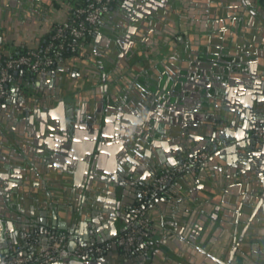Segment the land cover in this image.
Returning <instances> with one entry per match:
<instances>
[{
    "label": "crops",
    "instance_id": "obj_1",
    "mask_svg": "<svg viewBox=\"0 0 264 264\" xmlns=\"http://www.w3.org/2000/svg\"><path fill=\"white\" fill-rule=\"evenodd\" d=\"M153 1L117 0L109 16L127 24L129 38L152 43L157 34L173 38L162 29L165 19L171 32L177 31L179 13L189 14L188 26L182 24L186 36L178 33L181 42L171 40L145 61L130 63L136 42L127 38L124 59L110 61L107 36L113 22L107 17L84 44L83 54L94 57L90 63L85 56L75 57L58 66L69 71L57 68L56 76H29L10 86L13 94L0 103V194L14 207L0 211V245L13 243L18 234L22 241L24 233L25 241L15 249L38 254L56 228L71 235L69 247L75 248L74 241L77 246L95 241L91 246L106 249L88 264L99 259L106 261L102 264H264V163L258 149L248 145L228 159L201 166V177L180 175L169 195L153 200L148 209L153 241L146 262L145 255L133 258L117 246L129 229V211L140 189L188 159L199 127L208 122L201 114L222 113L235 121V126L226 124L232 128L251 127L254 96L264 95V0H248L247 9L236 0L242 8L229 16L225 8L235 0H220L219 17L209 13L213 0ZM82 2L35 1L33 14L24 0H0V66L12 54L43 47ZM7 12L14 16H4ZM159 13L167 18L157 22ZM194 51L239 66L227 87L233 95L213 92L217 105L195 112L198 119L181 105L194 85L193 59L201 56ZM247 94L245 104L238 100ZM14 107L18 112L12 116L6 108ZM87 157L95 158L93 169L85 168ZM200 207L205 212L199 215L207 220L196 242H190ZM42 221L47 233L39 230Z\"/></svg>",
    "mask_w": 264,
    "mask_h": 264
},
{
    "label": "built area",
    "instance_id": "obj_2",
    "mask_svg": "<svg viewBox=\"0 0 264 264\" xmlns=\"http://www.w3.org/2000/svg\"><path fill=\"white\" fill-rule=\"evenodd\" d=\"M116 0H90L84 7L73 9L69 20L59 24L53 35V42H49L43 49H29L26 52L10 57L0 66V101L10 94V86L15 84V72L25 68L33 74L48 73L52 67L63 63L61 50L66 46L75 49L71 42L86 41L98 29L102 20L110 14ZM54 40L60 41L55 46ZM253 137L264 144V126L253 132ZM221 146L224 143H220ZM211 154L203 151L191 158L180 162L169 171L159 173L154 181L145 185L129 212V229L118 237L117 246L124 251H148L152 244V222L148 214L150 204H145V199L154 193L167 191L169 182L189 171H196ZM71 235L66 232H51L49 242L43 246L41 252L24 253L23 248H18L17 253L2 261L3 264H54L70 260L86 261L95 256L102 257L105 253L103 246H76L69 247Z\"/></svg>",
    "mask_w": 264,
    "mask_h": 264
},
{
    "label": "water",
    "instance_id": "obj_3",
    "mask_svg": "<svg viewBox=\"0 0 264 264\" xmlns=\"http://www.w3.org/2000/svg\"><path fill=\"white\" fill-rule=\"evenodd\" d=\"M24 1L29 6L31 13L37 14V10L35 8V1L40 2V1H44V0H24ZM148 1L151 3H154L153 0H148ZM237 6H240V5L238 4ZM36 7L38 8L39 5H36ZM147 7L151 8V7H149V5H147ZM240 8H242V7H240ZM112 10H113V8H112ZM6 14L7 15H4V16H8V18H11L12 16H14L13 13H11V12H9V13L7 12ZM247 14L251 16L249 11L247 12ZM253 18H255V17L252 16V19ZM109 19L111 21H115L112 16L109 17ZM146 24H149V23L147 22ZM151 24H154V23H151ZM107 38L111 41V37L107 36ZM178 40L181 42L182 38L180 37ZM257 40L263 41V39L261 37H257ZM146 42L149 43V41L147 39H146ZM172 43H174L176 45L175 41ZM131 46L134 48L133 44ZM143 49H145V47ZM120 59L123 60L124 55H121ZM195 63L193 64V66H194L193 69L195 71L194 80H193L194 85L189 88V90L191 91V93H190L191 96L189 95L190 97L185 98L184 101L181 103V105L189 113L190 118L198 119L199 115L196 114L195 112H198L199 110H207L209 112V109H211L212 107L217 105V101H215V98L214 99L210 98L209 100H207V98L205 97V95L207 93L209 95H212L211 92L205 91L204 88L200 92H198V85L211 86V89L213 92H215L217 90V88H219L220 89L219 94H223V93L227 92V94L229 96H231V94L233 95V93L230 92V94H229L227 87L229 84H232V81H233L236 73H238L237 71H239V66L230 67V66H228L227 63H223V62H218L217 64H215V62L213 60L208 59V58H204V59L201 58L200 63L199 62H195ZM125 65L130 66L131 64L125 63ZM197 67H202L205 69L204 73L202 75V77L204 79L206 78V75H208V76H212L213 81L203 84L202 80H200L197 77V73H198ZM58 69L60 71H69L70 70L69 67H65V66H61ZM223 72L227 75V79H226L227 82L222 81L221 76H222ZM16 74H17V72H16ZM56 75H57V71L53 70L51 72L38 75V79L47 78L48 76H56ZM107 78H110V77H107ZM195 83L197 85H195ZM182 94L185 95L186 93L182 92ZM240 98L241 99H238V100H242L245 104V100H248L249 97L247 94V96L243 95V97H240ZM23 99L26 100L27 97L24 96ZM254 99L258 100V102L252 103L254 106H256V110H255L256 117H255V120L252 121V124L254 126H251V127H245V128H239V129H235L234 127L232 128L226 124L230 123L233 126H235L236 125L235 121H230L229 117L226 115L222 116L223 115L222 113H219L216 115L215 114L208 115V116H206V114H201V118H203V116H204V118H208L207 119L208 122H207V124L201 125L199 127V132L201 133L202 136L200 135L199 137L194 138V139H196L197 144L192 146L189 149L187 158H191L192 156L197 154V152H202V151L209 152L211 155H213V159L211 158L203 164V167L205 168L207 165H210L213 162V160H217L218 157L221 159H228L229 155L236 153L238 148L248 145L249 147H254V148L258 149V151H257L258 160H260V163H264V144L260 143L255 138H253V134H252L253 129L255 128V125L260 124V125L264 126V123H261L262 120H264V95L263 96H254ZM210 102L211 103L214 102L215 104H214V106H211L210 108H208ZM7 103H11V100H8ZM130 106H133V104L130 103ZM218 107L219 106H217V108ZM17 109L18 108H15V107L14 108H8V110H9L8 112L11 113L12 116H14L18 112ZM96 121H97V123H99L100 118L97 117ZM257 121H259V122L256 123ZM97 134H98V130H96L95 135H97ZM199 140H200V142H199ZM220 143H224V145L221 146ZM7 144L11 145L9 143V141ZM94 160H95V158L92 159L91 157H87L85 168L88 165V168L91 167L93 169ZM174 166H176V164H174L172 168H174ZM172 168L164 169L163 171H169ZM204 173H205L204 170L200 169L198 172L193 171L191 174H192V176L193 175L196 176L197 174H199V176L201 177L204 175ZM92 183L89 182V185H91ZM139 194H140V192H139ZM9 201L10 200H8V199L3 200L0 198V211H6L7 209L14 207L12 204H10ZM197 203L199 204V202H197ZM216 211H217V209H216ZM200 212H205V210L203 208L195 209L193 219L195 217H199L200 221H198V224H194V230L192 232V235L189 236V238H188V241H190V242H196L195 237L199 236V232H201V230H202V221L207 220L206 216L201 217V215H199ZM212 218H214L213 215H212ZM0 220H1V214H0ZM46 225H47V223H45V221H42L39 230L43 231L44 233H47V231H46L47 229L46 230L44 229V228H46ZM59 229L60 230H67V228L64 227L63 225H59ZM29 232H33V231H29ZM54 232H57L56 228L54 229ZM26 237H27V234L23 233L21 235V238H22L21 240L25 241ZM76 238L78 240H80L79 236ZM22 241L19 240V234H18V235H16V239L13 243H3L0 245V264H3L2 261L4 259L9 258L13 254L17 253V250L15 249L16 245L20 244V242H22ZM74 242H71V246L76 247L77 243H74ZM94 242L95 241H91V244H93ZM91 244H88V246H91ZM70 248H72V247H70ZM24 253H27V252H24ZM143 255H145L143 257V260L146 262L147 251H145ZM99 260H100L99 263L94 262L92 264H102V262L106 263V261H104V259H99ZM54 264H88V263L86 261L70 260L67 262H58V263H54Z\"/></svg>",
    "mask_w": 264,
    "mask_h": 264
},
{
    "label": "flooded vegetation",
    "instance_id": "obj_4",
    "mask_svg": "<svg viewBox=\"0 0 264 264\" xmlns=\"http://www.w3.org/2000/svg\"><path fill=\"white\" fill-rule=\"evenodd\" d=\"M213 3H211V7H208L209 8V13L211 14V15H213V16H217V17H219L220 16V14L222 13V6H220V0H213L212 1ZM240 2H241V5H242V7L244 8V9H247L248 8V6H247V3H249L248 2V0H240ZM240 2H236V0H235V2H232V4L231 5H229L227 8H225L226 10H227V15L229 16L230 14H229V11H231V10H234V9H239L240 8V6H237V4H239ZM113 8V7H112ZM178 10V9H177ZM182 11H184V10H182ZM111 13V12H110ZM110 15V14H109ZM109 15H107L103 20H102V22L107 18V17H111V16H109ZM188 15L189 14H184V13H179V17H180V19H181V21L179 22L181 25H179L180 27H178V29H177V31H175V30H173L172 29V32H171V29H169L168 27H167V24H168V22H167V19H165V18H167V14H163V13H159V14H157V19H158V21L157 22H161V19L164 17V19H165V21L164 22H162V26H163V31H165L166 33H170L171 34V36H173V38L172 39H168V37H166V36H162V35H159V34H157V36H156V38H154V40H153V42L152 43H148V42H146V40L144 41V43H143V39L142 40H137V39H133V37L132 38H129V36H131V29H129V27L127 26V24L124 22V21H121V20H116L115 18H114V20L115 21H112L113 23H112V27H110V32H109V37H112V39H111V41H110V44H109V50H108V53H107V59L108 60H110V61H113V59H115L116 57H119V59H120V56L121 55H126L127 53H126V47H128V44H126V40H127V38H129L130 40H134L135 42H136V44L134 45V48H133V55H132V59H129L128 61L131 63V62H136V63H139V62H142V61H145L144 60V58H147V56H150V55H154L155 54V50L156 49H159V48H163L164 46H166V45H168V44H170L171 43V40H176V41H178V39H179V37H180V35H178V33L179 34H183V35H185L186 36V34H185V31L183 30L184 28H183V25L182 24H185V26L187 27L188 26V21H191V18L190 17H188ZM244 16L246 15L245 13L243 14ZM190 18V19H189ZM227 19H225V21H226ZM101 22V23H102ZM170 30V31H169ZM169 31V32H168ZM97 32H95L94 34H93V36L96 34ZM135 34H138L137 32L135 33ZM148 44V45H147ZM145 45V46H144ZM147 45V46H146ZM144 47H147L148 48V52H145V50L143 49ZM122 51V52H121ZM125 52V53H124ZM192 52H193V50H192ZM106 54V53H105ZM194 54H196V55H201L200 57H197L196 56V59H193L194 61H197V62H201V58L202 59H204V58H208V59H211V60H213L214 62H215V64H217L218 62H221L220 60H216V59H214V58H211V57H207V55L205 54V52L204 51H202L201 53L199 52V51H194ZM84 55V54H83ZM85 57H87L88 59H86V61L88 62L89 61V59L91 58V59H93L94 57H90L89 58V56H87V55H84ZM195 56V55H194ZM191 58H193V57H191ZM89 63H90V61H89ZM221 66V65H220ZM231 67V66H230ZM198 69H199V75L200 76H198V78L200 79V80H202V82H203V84L204 83H207V82H212L213 81V78H212V76H208V75H206V78L204 79L203 77H202V75H203V73H204V68H202V67H198ZM207 71V70H206ZM214 71V70H213ZM222 81H226V79H227V75L223 72L222 73ZM195 85H197L196 83H195ZM205 89V91H209V92H211L212 93V95H209L208 93L205 95V97L207 98V100H209L210 98H212V96H213V91H212V89H211V86H206V85H198V92H200L202 89ZM217 93H219L220 92V89L219 88H217ZM191 96V95H190ZM9 97H7V98H5V100H7ZM1 103V102H0ZM212 104L213 103H211L210 102V104H209V106H208V108H210L211 106H212ZM6 110L7 111H9L8 110V108H6ZM259 121H257L256 123H258ZM261 123H264V120H262V122ZM252 126H254V125H252ZM260 126H263V125H260V124H257V125H255V128L253 129V132H254V130L255 129H257L258 127H260ZM253 132H252V134H253ZM254 138V137H253ZM205 163V162H204ZM203 163V164H204ZM203 164H202V166H203ZM201 168V167H200ZM200 168L199 169H197L196 171L198 172L199 170H200ZM162 172V171H161ZM161 172H159V173H161ZM193 171H189L188 173H192ZM158 173V174H159ZM178 178V177H177ZM176 178V179H177ZM176 179L174 180V181H172V182H169V184H168V187H167V191L166 192H164L163 194L164 195H169V193L172 191V186L175 184V181H176ZM143 188V187H142ZM141 188V189H142ZM141 189H140V191H141ZM4 192V191H3ZM3 192L2 191H0V193L1 194H3ZM0 194V198L1 199H8V198H6V195H3V197H2V195ZM154 194H156V193H154ZM157 197H161L160 195H157V196H154V197H152V200H151V203L153 202V200L155 199V198H157ZM150 203V204H151ZM130 212V211H129ZM54 232V231H53ZM56 233H60V232H56ZM152 241H153V237H152ZM152 245V244H151ZM151 247V246H150ZM25 250V249H24ZM143 254H144V252H142ZM142 254V255H143ZM141 255V256H142ZM139 259V258H138Z\"/></svg>",
    "mask_w": 264,
    "mask_h": 264
},
{
    "label": "trees",
    "instance_id": "obj_5",
    "mask_svg": "<svg viewBox=\"0 0 264 264\" xmlns=\"http://www.w3.org/2000/svg\"><path fill=\"white\" fill-rule=\"evenodd\" d=\"M89 1L90 0H84V2H82V3H80L79 4V6L78 7H84V6H86L88 3H89ZM116 2H117V0L115 1V3L114 4H116ZM113 4V5H114ZM58 26V25H57ZM56 26V27H57ZM99 26H101V23L99 24ZM99 26H98V28H99ZM56 27L53 29V31L50 33V35L48 36V38H47V40H46V42H45V44L43 45V47H41L42 49L47 45V44H49V42L51 41V42H53V35H54V32H55V30H56ZM93 37V35L92 36H90L86 41H76V40H74V39H72V43L75 45V49H73V48H71V47H69V46H66L63 50H61V56H62V58H63V62H66V61H69V60H71V59H73V58H75V57H79V58H83L84 57V55H83V47H84V44H85V42H87V41H89L90 40V38H92ZM60 43V41H55L54 40V45L55 46H57L58 44ZM27 50H29V49H25V50H23V51H21L20 53H15V54H12L11 56H8V57H6V58H3V62L6 60V59H8V58H10V57H14V56H18V55H20V54H22V53H24V52H26ZM58 68V66H54V67H52V69L51 70H54V69H57ZM16 72H17V74H16ZM15 72V77H16V82L15 83H17V84H20V82H21V80H23V79H27L29 76H34V75H36V74H33V73H31L30 71H28V70H26L25 68H19L17 71ZM13 94V91H11V89H10V94H9V96L8 97H10L11 95ZM5 101V99H3L2 101H0L1 103L2 102H4ZM163 172V171H162ZM157 195H160V196H162V195H164L163 193H156V194H150L146 199H145V204L147 205V204H150L151 203V200H152V197H154V196H157ZM120 249V248H119ZM123 253H126L128 256H130V257H135V258H140V256L143 254L142 252H140V251H124V250H122V249H120ZM92 258H96L95 256H93Z\"/></svg>",
    "mask_w": 264,
    "mask_h": 264
}]
</instances>
